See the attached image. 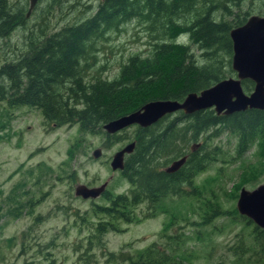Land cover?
<instances>
[{"label": "trees", "instance_id": "obj_1", "mask_svg": "<svg viewBox=\"0 0 264 264\" xmlns=\"http://www.w3.org/2000/svg\"><path fill=\"white\" fill-rule=\"evenodd\" d=\"M230 1L229 7L222 5L218 18L214 15L218 2L212 5L207 0H101L94 13L54 32L47 33L44 24L31 27L19 45L5 51L0 62V101L9 108L37 109L43 125L49 128L76 124L82 133H100L107 141L110 137L116 141L121 136L106 134L103 123L148 100L180 101L187 93H197L234 74L228 31L254 12L247 6L241 11L240 0ZM231 6L237 9L232 17ZM25 13L24 4L0 0V40H7L12 31L25 24ZM262 13L263 9L256 12ZM131 20L141 25L151 48L145 54L129 53L117 74L104 78L101 66H93L96 44ZM184 34L189 45L199 51V59L194 58L191 46L174 42L176 35ZM252 85L248 79L241 81L245 93ZM220 130L236 134V153L241 154L255 136L264 140V110L246 109L228 115L215 114L211 108L191 114L176 111L149 126H135L131 137L134 146L118 170L129 188L117 194L104 191L100 194L103 202L91 204V217L100 218L88 223L85 257L94 246L104 251V233L117 229L119 222H131L135 218L132 209L137 205L156 207L170 195L193 196L196 192L189 190L191 181L210 159L202 153L200 138L203 140L207 131L215 136ZM181 156H185L183 164L172 172L164 171ZM218 207L197 210L203 225L208 226L222 214ZM234 215L250 225L245 216L237 211ZM251 234L252 243L264 249V228L252 224ZM179 237L167 235L163 245L152 242L134 252L107 251L104 264L186 263L192 253L178 247ZM238 243L236 249L242 246L241 240Z\"/></svg>", "mask_w": 264, "mask_h": 264}, {"label": "rangeland", "instance_id": "obj_2", "mask_svg": "<svg viewBox=\"0 0 264 264\" xmlns=\"http://www.w3.org/2000/svg\"><path fill=\"white\" fill-rule=\"evenodd\" d=\"M7 1L24 4L26 18L7 40H0V62L5 51L20 44L29 28L44 24L47 33L54 32L94 13L101 0H36L28 14V0ZM212 2H218L214 13L218 18L222 5L231 3ZM239 4L241 11L246 6L254 13L264 10L261 0H240ZM231 10L232 17L237 9L231 6ZM176 36L175 43L189 45L186 34ZM150 48L141 25L131 20L96 44L93 66H101L102 77L112 78L129 53L145 54ZM191 52L195 59L200 58L193 46ZM134 129L135 125L126 127L117 132L118 140L110 137L107 141L103 134L80 132L76 124L49 128L37 109L9 108L0 101V264H82L83 258L85 264L86 260L104 264L107 251L134 252L152 242L163 245L167 235L180 236L178 247L192 253L189 261L181 264H264V249L252 243L253 223L245 225L234 215L239 189L251 190L264 181V140L255 136L238 154V138L227 130L215 136L207 131L205 138H200L202 153L210 159L191 181L189 190L198 195H170L156 207L137 205L131 222H119L117 229L104 233V251L94 246L85 257L88 223L100 218L91 217L90 207L103 200L100 195L93 199L74 196V187L106 181L103 192H127L129 183L117 169H110L109 162L116 150L132 141ZM94 148L101 151L97 158L91 154ZM215 205L222 214L203 225L197 210L214 209ZM239 240L242 246L236 249Z\"/></svg>", "mask_w": 264, "mask_h": 264}, {"label": "water", "instance_id": "obj_3", "mask_svg": "<svg viewBox=\"0 0 264 264\" xmlns=\"http://www.w3.org/2000/svg\"><path fill=\"white\" fill-rule=\"evenodd\" d=\"M36 0H28L27 14ZM231 42L230 67L234 76L221 79L199 92H189L182 100L152 99L144 102L139 108L120 115L102 124L106 134H114L135 125L146 127L155 123L162 116L181 111L191 114L195 111L211 108L215 114L228 115L246 109L264 110V15H251L241 25L228 31ZM248 79L253 83L252 89L245 93L241 81ZM134 142L130 141L116 150L109 162L111 170H121L124 155L132 151ZM101 151L94 148L91 152L97 158ZM185 156L172 160L165 166V172H172L183 164ZM106 181L98 186L88 187L77 184L73 195L82 199H93L99 196ZM235 209L253 224L264 228V181L248 190L239 189Z\"/></svg>", "mask_w": 264, "mask_h": 264}, {"label": "flooded vegetation", "instance_id": "obj_4", "mask_svg": "<svg viewBox=\"0 0 264 264\" xmlns=\"http://www.w3.org/2000/svg\"><path fill=\"white\" fill-rule=\"evenodd\" d=\"M198 1H199V0H198ZM200 1H201V0H200ZM207 1H208V3H210V4H213V2H212L213 0H207ZM223 3H224V2H223ZM223 5H225V4H223ZM251 15H264V13H262V14H256V13H253V14H251ZM251 15H249V16H251ZM249 16H248V17H249ZM248 17H247V18H248ZM247 18H246V19H247ZM246 19H245V20H246ZM240 25H241V24H240ZM238 26H239V25H238ZM235 27H236V26H235ZM252 84H253V83H252ZM252 87H253V85H252ZM102 193H103V192H102Z\"/></svg>", "mask_w": 264, "mask_h": 264}]
</instances>
